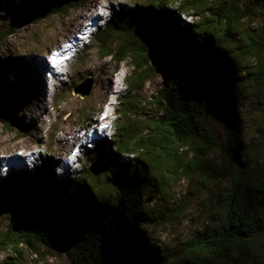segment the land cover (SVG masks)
I'll list each match as a JSON object with an SVG mask.
<instances>
[{"label":"trees","instance_id":"trees-1","mask_svg":"<svg viewBox=\"0 0 264 264\" xmlns=\"http://www.w3.org/2000/svg\"><path fill=\"white\" fill-rule=\"evenodd\" d=\"M241 6L236 0H145L114 15L94 35L102 57L134 66L129 92L140 91L157 69L167 71L150 101L157 105L156 115L143 129L142 122L130 118V101L124 102L129 108L119 113L114 145L90 156L91 162L99 157L109 162L103 191L96 187L100 175L89 170L81 179H46L47 162L29 175L1 181L0 215L8 224L0 232V252L17 260L24 249L38 256L46 247L71 264H264V123L259 145L236 138L229 155L209 122L216 116L239 130L246 91L264 114V30L246 29L254 6ZM74 8L77 4L58 0L42 16H65ZM37 20L29 15L0 34V41ZM19 100L17 86L5 88L0 76L2 128L17 126ZM216 151L220 166L212 157ZM124 154L135 156V165L123 164ZM151 171L159 181L150 192L158 194L171 180L192 176L202 187L210 180L224 182L216 199H209L202 227L181 244L178 258L167 255L143 229L156 221L141 198Z\"/></svg>","mask_w":264,"mask_h":264},{"label":"rangeland","instance_id":"rangeland-1","mask_svg":"<svg viewBox=\"0 0 264 264\" xmlns=\"http://www.w3.org/2000/svg\"><path fill=\"white\" fill-rule=\"evenodd\" d=\"M65 2H73L77 8L65 16L51 14L43 18L42 14L58 0H0V34L26 21L29 15L39 18L0 41L2 82L5 88L17 86L20 93L19 106L14 111L17 126L4 129L0 125V182L12 175H29L46 162V179H81L93 164L90 156L97 151L96 142L103 141L106 149L117 140L122 110L131 107L130 118L142 122L143 129L156 115L157 105L150 101L163 85L167 71L157 69L153 74L156 76L147 80L140 91L129 92L128 81L134 66L129 61L116 62L102 57L94 39L114 15L129 12L145 0ZM236 2L242 8L247 6L253 10L254 6V13L245 20L246 29L254 34L264 30V0ZM118 41L113 39L114 48L119 46ZM88 78L94 81L90 96L74 94L73 89ZM127 101H130L129 107L124 105ZM256 106L255 96L246 91L239 110V130L231 129L216 116L209 120L217 140L229 155L233 152L229 147L236 138L244 145H259L258 132L263 129L264 114ZM242 153L245 155L246 151ZM220 156L219 151L212 156L217 166H220ZM120 157L123 164L135 165V156ZM105 175L98 176L99 191L106 186L102 183ZM158 181V174L151 171L147 191L141 198L145 201L144 209L156 215V221L147 223L143 229L158 246L164 247L167 255L178 258L181 244L202 227L209 199H216L224 182L210 180L202 187L197 176H192L171 180L165 193L150 192ZM7 224V216L0 215V232ZM10 254L0 252V264H71L64 254L46 247H41L38 256L28 249L17 260Z\"/></svg>","mask_w":264,"mask_h":264},{"label":"water","instance_id":"water-1","mask_svg":"<svg viewBox=\"0 0 264 264\" xmlns=\"http://www.w3.org/2000/svg\"><path fill=\"white\" fill-rule=\"evenodd\" d=\"M94 86V81L91 78L86 79L83 83L77 85L73 89L74 94H79L82 97L90 96ZM109 169V162L105 157L97 158L91 165L89 171L93 176H98L106 173ZM150 201V199H149Z\"/></svg>","mask_w":264,"mask_h":264},{"label":"snow or ice","instance_id":"snow-or-ice-1","mask_svg":"<svg viewBox=\"0 0 264 264\" xmlns=\"http://www.w3.org/2000/svg\"><path fill=\"white\" fill-rule=\"evenodd\" d=\"M91 146V145H90ZM96 149L100 152H103L104 150V144H103V141H97L96 142ZM6 159V158H4Z\"/></svg>","mask_w":264,"mask_h":264}]
</instances>
